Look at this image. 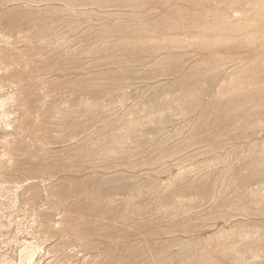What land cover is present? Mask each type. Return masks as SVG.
<instances>
[{
  "label": "rangeland",
  "instance_id": "rangeland-1",
  "mask_svg": "<svg viewBox=\"0 0 264 264\" xmlns=\"http://www.w3.org/2000/svg\"><path fill=\"white\" fill-rule=\"evenodd\" d=\"M0 264H264V0H0Z\"/></svg>",
  "mask_w": 264,
  "mask_h": 264
}]
</instances>
